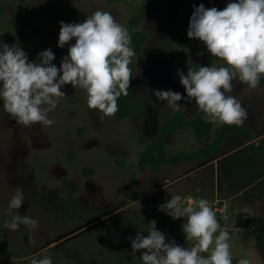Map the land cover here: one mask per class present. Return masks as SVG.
I'll list each match as a JSON object with an SVG mask.
<instances>
[{
	"label": "rangeland",
	"instance_id": "1",
	"mask_svg": "<svg viewBox=\"0 0 264 264\" xmlns=\"http://www.w3.org/2000/svg\"><path fill=\"white\" fill-rule=\"evenodd\" d=\"M144 2L0 0V41L21 47L30 62L40 52L51 49L55 54L52 63L59 67L68 47L75 43L73 39L61 54L57 52L60 22L82 23L97 10L110 12L128 29L135 52L129 65L132 78L128 108L125 105L112 117L101 120L100 112L87 108L83 90L70 84L63 86L61 90L66 96L49 113V119L55 121L51 126L24 127L3 112L0 101L3 223L11 219L8 203L20 188L25 201L13 214L19 212L37 220L35 233L29 227H20L26 229L27 240L40 239L43 224L36 215L37 208L28 209L31 198L26 186L41 170L49 178L68 173V182L60 184L59 191H53L64 194L77 189L87 205L105 213L122 203L141 201L150 211L168 218L158 209L171 196L180 195L186 206L189 198L206 199L221 226L230 232L233 264L241 258L264 264L254 241L256 233L264 231V142L260 141L264 137V83L260 82L255 90H247L246 85L233 81V91L228 95L236 97L246 108L247 119L240 126L210 123L208 132L200 137L195 129L203 113L198 112L194 101H178L180 110L173 112L166 101H159L153 94V90L163 88L186 97L179 73L187 74L188 69L198 70L200 66H219L201 41L187 37V29L195 7L203 3L205 8L222 10L230 0H158V6L140 10ZM156 62H161L163 80L153 87L147 71L153 72ZM250 143L261 153L262 170L250 182H244L228 174L225 158ZM146 151L148 155L141 158ZM70 152L74 155L72 161ZM159 152L166 154L164 161L158 157ZM86 164L94 167L93 174H82L81 167ZM39 185L57 187L47 179ZM18 230L6 229V233L11 237ZM191 243L188 241L185 247ZM26 257L13 254L7 259Z\"/></svg>",
	"mask_w": 264,
	"mask_h": 264
},
{
	"label": "clouds",
	"instance_id": "2",
	"mask_svg": "<svg viewBox=\"0 0 264 264\" xmlns=\"http://www.w3.org/2000/svg\"><path fill=\"white\" fill-rule=\"evenodd\" d=\"M189 39L201 41L207 52L216 58L219 66H200L179 73L186 97L172 90H153L159 101H166L173 112L180 110L182 99L195 102L203 119L214 125L240 126L247 119V110L239 100L228 93L233 81L255 90L264 77V0H235L226 7L205 8L201 3L190 17L187 29ZM67 55L57 67L52 61L51 49L40 52L29 61L21 47L0 41V101L11 119L24 127L36 124L51 126L49 113L66 94L61 89L70 84L85 93L88 109L100 112L101 120L118 111V98L128 95L132 78L129 65L135 55L128 29L107 11L97 10L82 23L60 22L58 47L70 41ZM203 55V53H198ZM20 188L8 203L11 219L5 228L17 230L21 225L35 233L38 221L13 214L24 204ZM173 220L186 218L182 232L191 246L182 247L174 239L157 230L156 221L128 237L131 250L139 252L142 264H233L231 235L222 227L215 211L206 199L192 200L187 206L180 195L159 206ZM227 220V217H224ZM146 231V236L141 232ZM32 243L35 240L30 237ZM30 264H53L51 258H32ZM236 264H254L251 258H241Z\"/></svg>",
	"mask_w": 264,
	"mask_h": 264
},
{
	"label": "trees",
	"instance_id": "3",
	"mask_svg": "<svg viewBox=\"0 0 264 264\" xmlns=\"http://www.w3.org/2000/svg\"><path fill=\"white\" fill-rule=\"evenodd\" d=\"M150 6H158V0H145L139 6L140 10ZM63 48H57L61 54ZM264 83V77H261ZM130 99V98H129ZM127 96L118 98V109L128 108ZM195 129L200 137L210 129V123L202 118L198 120ZM217 131V129L215 130ZM264 142V137L260 140ZM148 151L141 158H145ZM166 154L159 152L158 157L164 161ZM74 158L73 152L69 153V159ZM261 153L254 143L246 145L243 149L228 155L225 158V167L231 177L244 182H250L262 170L260 163ZM84 176L94 173V167L86 164L81 167ZM44 171L37 172L26 186L31 198L28 209L37 208L36 215L43 224L44 233L35 243L26 239V229L20 227L18 232L9 237L0 215V264H30L31 259L43 258L47 255L51 260L64 261L70 264H142L140 253L131 250V242L128 237L135 238L137 232L148 227L150 221H156V228L166 234L169 241L185 247L188 241L182 232V224L186 218L173 220L170 216L162 213H154L147 209L141 201H130L113 207L108 213L85 203L80 198L77 189L64 194L55 191L62 188L60 184L68 182V173H62L61 177L49 178ZM44 179L56 188L43 187L39 182ZM82 184L84 181L80 180ZM49 188V189H48ZM56 189L55 191H53ZM54 195L52 194V192ZM97 219L96 221H94ZM92 222V223H90ZM87 225L78 230L79 227ZM70 234V235H68ZM146 231L141 235L146 236ZM68 235V236H67ZM254 241L264 260V231L256 233ZM13 254L26 255L25 259H7Z\"/></svg>",
	"mask_w": 264,
	"mask_h": 264
},
{
	"label": "flooded vegetation",
	"instance_id": "4",
	"mask_svg": "<svg viewBox=\"0 0 264 264\" xmlns=\"http://www.w3.org/2000/svg\"><path fill=\"white\" fill-rule=\"evenodd\" d=\"M160 65H161V62H156L155 64V70L153 72H151V70H148L147 73H148V77L151 78V84L152 86H157L160 84V80H163L161 76V72H160ZM159 90H164L163 88H158ZM62 174V173H61ZM60 174V175H61ZM61 177V176H60ZM65 182L62 183V185H64ZM109 212H107L106 215H104V217H106L108 215ZM97 219H95L94 221H96ZM92 223V222H90ZM90 223H87L86 225H90Z\"/></svg>",
	"mask_w": 264,
	"mask_h": 264
}]
</instances>
